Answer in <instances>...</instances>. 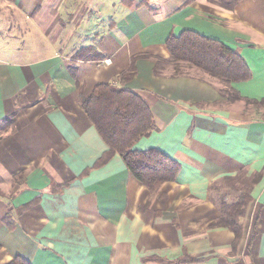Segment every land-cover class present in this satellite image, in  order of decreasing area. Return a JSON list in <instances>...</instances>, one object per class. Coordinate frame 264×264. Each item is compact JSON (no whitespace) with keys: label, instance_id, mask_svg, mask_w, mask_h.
I'll list each match as a JSON object with an SVG mask.
<instances>
[{"label":"crops","instance_id":"1","mask_svg":"<svg viewBox=\"0 0 264 264\" xmlns=\"http://www.w3.org/2000/svg\"><path fill=\"white\" fill-rule=\"evenodd\" d=\"M221 1L235 3L0 0V264H264V0ZM185 29L233 49L251 77L172 62L166 39ZM98 83L145 99L156 126L133 150L178 162L173 181L150 190L118 153L102 159L80 107ZM241 188L236 237L218 201Z\"/></svg>","mask_w":264,"mask_h":264},{"label":"trees","instance_id":"2","mask_svg":"<svg viewBox=\"0 0 264 264\" xmlns=\"http://www.w3.org/2000/svg\"><path fill=\"white\" fill-rule=\"evenodd\" d=\"M220 3L232 7L235 2L227 4L220 0ZM165 45L172 62L185 63L224 83H239L251 77L247 63L233 49L196 31L185 29L178 35L170 34ZM83 52L87 50L77 52V56H84L83 59H98L97 55L90 58L82 55ZM233 98L238 96L234 94ZM80 107L107 147L103 160L106 161L110 155L118 153L134 179L150 190L162 182L176 178L179 171L178 162L159 149L133 150L134 143L147 136L156 126L148 103L137 93L109 83H98L87 97L81 99ZM241 190L235 200L227 201L222 196L218 201L221 212L218 223L230 228L236 237L241 233L239 220L250 200L248 190ZM8 219L5 224L11 227ZM193 261L195 260L191 257H184L175 260L174 264ZM7 264L31 262L21 255H15Z\"/></svg>","mask_w":264,"mask_h":264},{"label":"rangeland","instance_id":"3","mask_svg":"<svg viewBox=\"0 0 264 264\" xmlns=\"http://www.w3.org/2000/svg\"><path fill=\"white\" fill-rule=\"evenodd\" d=\"M152 2V1H151ZM1 28V27H0ZM231 184V182L229 183V184H227L226 186H228V185H230ZM225 189H227V188H225ZM230 198H232V196H230ZM232 200V199H231Z\"/></svg>","mask_w":264,"mask_h":264}]
</instances>
